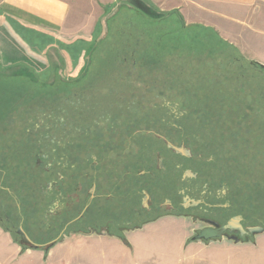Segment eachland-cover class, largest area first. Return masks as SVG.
Returning a JSON list of instances; mask_svg holds the SVG:
<instances>
[{
	"label": "rangeland",
	"instance_id": "rangeland-1",
	"mask_svg": "<svg viewBox=\"0 0 264 264\" xmlns=\"http://www.w3.org/2000/svg\"><path fill=\"white\" fill-rule=\"evenodd\" d=\"M71 3L78 14L85 5ZM162 9L151 0L104 8L93 0L101 30L85 48L89 56L38 53L19 64L0 56V208L13 213L1 224L38 246L16 234L21 248L42 251L17 254L0 241V261L82 263L88 255L100 264H264V127L247 118L264 89L249 64L264 67V19L260 9L233 10L206 26ZM129 12L142 23L181 18L185 30H168L159 44L141 35L143 49L162 53L158 64L130 56L137 29ZM184 196L229 210H183ZM234 215L263 232L240 243L193 239L204 227L195 217L223 223ZM90 232L120 233L128 248L105 237L83 241L91 255L74 242L53 250Z\"/></svg>",
	"mask_w": 264,
	"mask_h": 264
},
{
	"label": "crops",
	"instance_id": "crops-1",
	"mask_svg": "<svg viewBox=\"0 0 264 264\" xmlns=\"http://www.w3.org/2000/svg\"><path fill=\"white\" fill-rule=\"evenodd\" d=\"M85 3L79 14L72 0H0V56L13 64L26 62L36 54L49 55L61 58L63 55L89 56L85 48L90 46L95 32L101 28L99 18L93 16V0H83ZM102 8L115 0H96ZM155 9H164L167 12L178 11L186 24L199 23L208 25V20L213 18H226L231 11L238 10L248 13L249 10L260 9L261 19H264V0H151ZM88 6V9L87 7ZM80 7V6H78ZM211 21V20H210ZM99 25V26H98ZM99 35V34H98ZM90 42V43H89ZM92 46V45H91ZM90 46V48H91ZM90 50V49H89ZM38 54V55H40ZM133 232L129 231L128 233ZM127 234V232H126ZM109 236V237H108ZM115 239L117 235L93 234L71 235L54 246L53 250L71 248L75 243L77 253L88 250L90 246L84 240ZM0 241L8 245L13 253L39 255L41 250L22 249L14 243L12 237L0 226ZM123 248H128L120 242ZM79 261L65 260L56 264H100L92 256H85ZM0 264H5L0 261ZM102 264H107L103 261Z\"/></svg>",
	"mask_w": 264,
	"mask_h": 264
},
{
	"label": "trees",
	"instance_id": "trees-1",
	"mask_svg": "<svg viewBox=\"0 0 264 264\" xmlns=\"http://www.w3.org/2000/svg\"><path fill=\"white\" fill-rule=\"evenodd\" d=\"M129 14L131 15L132 18H136V19L139 18V20H137V22H136V19H133V20L130 21V24L132 26L136 27L135 29H137V30H135L136 32L135 31H132L134 34L136 33L132 37L133 40H129V43H130L129 44V47L131 48V51H130L131 54H130V56H133L134 55V58H135L134 61H135V63H138L141 59H144L145 57H149V61L150 62H155L156 64H158V62L161 61V59H162L161 57L163 56L162 53L159 52V50L158 51H154L153 50V45H152V47H148V49H146V50L143 49V46H140V42L142 40L141 35L146 36L147 38H149L148 42H146V43H148V45L151 46V43L153 41H155V44L161 43L162 40L164 39V37L166 36V34H167L166 32L168 30H172L173 32H174V29L175 30H178V28L181 31H184L185 30L181 18H177V16H174L173 13L170 14V15H168L166 18L160 19L159 21H157V18L155 20H153V18L150 19V18H146L145 17L146 20L148 21V23H146V22H143L142 23V19L140 18V16H136V14L133 13V12H129ZM126 24H127V22H126ZM141 24L147 26L148 28L147 27H141L142 26ZM155 26L157 27V29H155L156 28ZM160 26L161 27L162 26H165V28L163 27V28H160L159 29L158 27H160ZM153 27H154L155 30L152 31L150 28H153ZM136 45H139L141 47L142 50L140 52H136L135 51ZM226 46H229V45H226ZM175 50L176 49L173 48V49H171V52H175ZM150 62H149V64H150ZM249 64H250V66H252L254 68H258V69L264 68V67H262V66H260V65H258L256 63L249 62ZM250 121L253 122V120H250ZM147 222H150V220L149 221H146L144 223H147ZM0 226L6 232H8L12 237L15 238L14 239V242L18 243V241L16 239L17 238L16 233L14 232V228L10 230L8 228H5L1 223H0ZM15 231H16V229H15ZM116 235L118 237H120V238L122 237L120 233H118ZM22 249H26V248L23 247Z\"/></svg>",
	"mask_w": 264,
	"mask_h": 264
},
{
	"label": "flooded vegetation",
	"instance_id": "flooded-vegetation-1",
	"mask_svg": "<svg viewBox=\"0 0 264 264\" xmlns=\"http://www.w3.org/2000/svg\"><path fill=\"white\" fill-rule=\"evenodd\" d=\"M258 69V68H257ZM261 71V73L264 76V68H260L258 69ZM260 95H257V100H258V108L255 107V109H253V112L247 115V118L253 119V120H259L261 121L262 126L264 127V89L260 90ZM252 110V109H251ZM188 151V150H187ZM186 157L190 156V153L188 152V155H184ZM60 179V178H59ZM183 193V192H181ZM188 199L187 201L185 199ZM200 204H204L206 207L210 208L213 207L214 209L219 210V213L222 212H227V210H229V206L228 205H221V204H214V205H209L204 203V201H199V200H191L188 196H184L183 199V210H189L190 208L193 207H197L199 208ZM173 210V208H170V212ZM170 214V213H167ZM4 218V219H3ZM236 218H239V222L238 224L244 229L246 230L247 228H251V227H258L255 225H251V224H247L246 220L243 218V216H233L230 219L224 221L223 223L220 221L219 218H217L216 216H201V217H195V222H199L200 224L204 225V227L198 232L200 233L203 230L206 229H212V230H217L225 225H227L228 223H231L232 221H234ZM13 219V213L11 212H7L4 208H0V223H2V220H5L6 222H10ZM130 224L127 223L126 226H128ZM12 227L14 228V224L12 225ZM263 229V228H262ZM197 235V234H196ZM195 235V236H196ZM254 235H244V236H240L238 230L235 228L233 231L231 232H225L222 236H220L219 238H226L229 241L232 242H245L244 240L247 241V239L249 237H252ZM194 238V236H193Z\"/></svg>",
	"mask_w": 264,
	"mask_h": 264
},
{
	"label": "water",
	"instance_id": "water-1",
	"mask_svg": "<svg viewBox=\"0 0 264 264\" xmlns=\"http://www.w3.org/2000/svg\"><path fill=\"white\" fill-rule=\"evenodd\" d=\"M168 148L176 152L177 154L181 155H188V151H186L183 148H177L172 146L171 144H167ZM186 201L188 200L187 198L185 199ZM239 218H236L234 221L231 223H228L227 225L217 229V230H212V229H206L198 233L196 236H194V240H201V241H209L213 239H217L220 236H222L225 232H231L235 228L238 230L240 236L244 235H256L261 232H263V229L261 227H251L247 228L244 230L239 224ZM16 234L20 237V243L23 245H27L29 247H32L34 249H37L38 246L33 244V242L29 239V237L25 234V232L21 229L18 228L16 231Z\"/></svg>",
	"mask_w": 264,
	"mask_h": 264
}]
</instances>
